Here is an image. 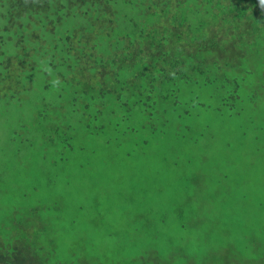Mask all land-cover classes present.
I'll use <instances>...</instances> for the list:
<instances>
[{"label": "trees", "instance_id": "1", "mask_svg": "<svg viewBox=\"0 0 264 264\" xmlns=\"http://www.w3.org/2000/svg\"><path fill=\"white\" fill-rule=\"evenodd\" d=\"M0 100L20 113L10 148L36 158L0 185V264H264V0H0ZM220 115L248 126L226 201L221 171L201 182L198 124ZM111 153L144 183L102 197ZM192 166L177 195L162 183ZM64 170L79 196L40 197Z\"/></svg>", "mask_w": 264, "mask_h": 264}, {"label": "rangeland", "instance_id": "2", "mask_svg": "<svg viewBox=\"0 0 264 264\" xmlns=\"http://www.w3.org/2000/svg\"><path fill=\"white\" fill-rule=\"evenodd\" d=\"M255 86H257V80L255 81ZM251 92L253 93V88L247 90L248 95L251 94ZM0 113L3 114L0 117V185L5 183L7 187L18 190L20 185L17 179L18 176L24 174V171L21 170L16 172L15 169L17 163L20 161L33 162L36 158L32 153H22L20 155H16L8 144L9 133L12 131L13 125L16 124L17 119L20 117L18 110L11 107L6 109V102L2 103L0 100ZM22 116L27 119L29 118L27 113L22 114ZM260 116L261 115H258V120L255 121V128L263 127L260 123L261 121L259 120ZM246 123L247 122H245V120H241L229 126L228 123L224 121L222 115H220L219 118L217 117L214 119H206L203 117L198 124V127L208 124L207 136L204 140L205 148L202 149L203 155L207 157V163L206 165H201V170L205 173L201 182H203V185H205L206 188H210L213 192L214 187H216L220 181L218 171H221L227 178L224 183L226 190L233 195L224 201L235 198V194L244 192L241 189V186H244V183L242 184L241 180L243 176L247 175L243 166L240 165V159L242 158L240 148L245 147L242 135L248 132V126ZM262 133L263 134L260 135L257 132H253V137H256L259 141L263 142L264 132ZM91 149L92 148L87 147V150ZM11 154H14V156L10 157ZM182 155H192L195 162H197L201 156V152L197 149L188 150L183 152ZM112 156H119L120 162L118 163L112 161ZM101 158L113 165L112 168H109L103 173L105 174V179L108 180L109 183L108 185H103L101 187L100 191L102 193V197L112 196L117 190H129L132 184L142 185L144 183V178L142 176L133 175L128 171L123 170L121 167L122 159L120 154H106V156H102ZM97 160L98 159L94 157H86L81 159V162L92 163ZM3 164H5L6 167H2ZM93 170L94 169L90 168L83 171L82 175L79 176V181L82 180L83 176L87 178L88 172ZM180 171L175 176L164 175L162 177V183L164 186L171 192L175 193V195H177L183 187L187 186L188 180L191 177L190 175L193 174V176L199 177V173L196 171L195 166L182 170L181 172ZM79 172L80 171H78V173ZM33 174L37 178L35 184L40 187V189H43L45 187L46 174L39 171L34 172ZM57 174V169L52 167L48 176L55 180ZM72 176V170H64L63 177L54 183L55 188L49 194L40 193V197L46 198L49 201H56L60 196H64L66 198H77L79 196V190L75 183L71 184V187L68 190H64L63 188L64 181ZM189 183L191 186L195 185L191 181ZM161 199L162 198L157 197L154 198V201L158 202ZM230 202L232 201L230 200ZM106 231L114 232L116 231V226H109Z\"/></svg>", "mask_w": 264, "mask_h": 264}]
</instances>
